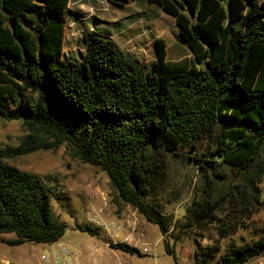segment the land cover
<instances>
[{"label": "trees", "instance_id": "trees-1", "mask_svg": "<svg viewBox=\"0 0 264 264\" xmlns=\"http://www.w3.org/2000/svg\"><path fill=\"white\" fill-rule=\"evenodd\" d=\"M69 1L0 0V118L25 130L0 147V234L16 237L6 244L63 237L51 203L57 180L11 162L64 147L107 175L113 204L130 205L176 241L194 235L195 264L262 256L264 235L240 244L233 236L257 212L264 175V0H144L175 20L193 57L167 60L158 39L149 70L96 30L81 34L80 61L63 59ZM173 160L194 165L202 182L174 223L177 236L158 206Z\"/></svg>", "mask_w": 264, "mask_h": 264}, {"label": "rangeland", "instance_id": "rangeland-1", "mask_svg": "<svg viewBox=\"0 0 264 264\" xmlns=\"http://www.w3.org/2000/svg\"><path fill=\"white\" fill-rule=\"evenodd\" d=\"M87 30H96L111 37L129 59L146 70L151 69L156 60L155 42L158 39L165 42L167 60L193 58L186 43L179 37L175 20L158 6L144 0L129 3L70 0L65 17L63 59H82L81 34ZM24 134L25 130L19 122L0 118V147L16 145ZM261 156L264 159V152ZM11 164L40 176L51 175L57 180L51 203L55 219L65 224L66 229L63 237L53 244L26 242L10 246L6 241L14 240L15 235L0 234V264H43L40 256L61 245L80 250L82 256L90 258L89 264H195L194 235L176 241L163 236L158 225L147 222L130 205L118 207L113 204L107 175L99 167L70 159L64 147L58 151L35 152ZM229 179L233 183L238 181L234 172L230 173ZM201 187L202 182L194 165L171 161L167 187L158 196L159 208L172 220L171 234L179 235L176 230L173 231L174 223L181 221L185 206L195 194H199ZM258 188L257 212L244 223L248 229L239 230L233 236L238 244L264 235V175ZM94 214H97V223L90 220ZM230 216L237 217V214ZM80 225L96 228L98 235L92 236L80 230ZM98 242L103 245L126 244L137 252L110 251L108 248L109 253L101 257L87 256L89 246ZM166 243L174 250L176 259L166 253ZM144 248L147 250L144 251ZM118 259L120 263H117ZM247 264H264V254Z\"/></svg>", "mask_w": 264, "mask_h": 264}, {"label": "built area", "instance_id": "built-area-1", "mask_svg": "<svg viewBox=\"0 0 264 264\" xmlns=\"http://www.w3.org/2000/svg\"><path fill=\"white\" fill-rule=\"evenodd\" d=\"M91 222L97 223V214H94L91 217ZM98 235V234H97ZM128 241V240H127ZM117 244H101L96 243L91 246H89V251L87 256H103L104 254L109 253L108 248H110V251H113L116 248ZM147 249L144 248V251ZM40 260L43 264H89L91 261L88 257L86 259V256H82L80 250H72L70 247L67 246H60L57 249H52L49 251L48 254H44L40 256ZM117 263H120V259L116 260ZM97 262V260H96Z\"/></svg>", "mask_w": 264, "mask_h": 264}, {"label": "crops", "instance_id": "crops-1", "mask_svg": "<svg viewBox=\"0 0 264 264\" xmlns=\"http://www.w3.org/2000/svg\"><path fill=\"white\" fill-rule=\"evenodd\" d=\"M110 256V255H109Z\"/></svg>", "mask_w": 264, "mask_h": 264}]
</instances>
